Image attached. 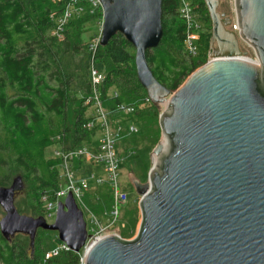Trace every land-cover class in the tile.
<instances>
[{"label":"water","instance_id":"1","mask_svg":"<svg viewBox=\"0 0 264 264\" xmlns=\"http://www.w3.org/2000/svg\"><path fill=\"white\" fill-rule=\"evenodd\" d=\"M102 1L101 45L122 34L135 48L139 82L154 104L167 103L160 124L168 149L158 143L149 181L134 182L143 214L138 236L99 238L84 251L85 264H264V0H235L238 31L225 0H204L210 59L175 91L147 60L163 36V0ZM23 188L19 176L0 188L3 236L26 234L33 243L40 228L57 231L81 252L88 231L74 196L49 223L18 212Z\"/></svg>","mask_w":264,"mask_h":264},{"label":"trees","instance_id":"2","mask_svg":"<svg viewBox=\"0 0 264 264\" xmlns=\"http://www.w3.org/2000/svg\"><path fill=\"white\" fill-rule=\"evenodd\" d=\"M195 1L206 28L199 55L190 58L185 53L186 22L175 0H163V36L158 46L147 50L153 74L171 91L209 59L211 18L205 1ZM57 8L53 0H0V188L10 187L21 177L27 196L15 201L18 212L43 218L41 193L57 189L60 181L59 160L46 159L47 148L55 145V137L71 149L91 143L97 134L82 125L91 118L86 112L92 103L86 101L94 94L93 67L106 76L100 87L106 108L114 111L120 103L135 105L133 114L121 115L124 124L154 125L160 115L138 80L133 45L116 34L91 51L83 42L86 25L94 18L88 14L73 19L65 37L59 39L52 35V12ZM114 92L119 95L115 97ZM77 164L82 166L81 161ZM31 179L37 185L29 188ZM111 201L108 189L99 205ZM44 231H37L33 243L29 235L7 239L0 231V262L38 264L45 252ZM50 264H80V253H62Z\"/></svg>","mask_w":264,"mask_h":264},{"label":"built area","instance_id":"3","mask_svg":"<svg viewBox=\"0 0 264 264\" xmlns=\"http://www.w3.org/2000/svg\"><path fill=\"white\" fill-rule=\"evenodd\" d=\"M53 1L57 4L58 8L52 12V18L55 24L52 30V35L58 37L59 39H63L65 37L68 25L73 19L82 17L86 14L94 16V18H98L100 24L99 33L95 35L90 42H88V48L91 51H96V49L101 45L103 35V1ZM175 2L176 10L179 16L186 22L187 30L184 40L185 53L190 58H196L199 55L201 33L206 30L202 13L198 11V4L195 0H175ZM232 28L236 31L239 29L235 19L232 24ZM92 78L94 94L86 102L92 103V105L96 108V113L90 119L84 121L82 125L86 130L97 131V135H95L93 141L89 144H82L59 152L57 159L59 160L61 173L58 188L55 190H43L40 196L43 215L46 221L47 218H54L55 220L60 203L65 202L63 199L65 198L66 200L69 194L74 196L79 208L83 212L88 231V238L85 246L81 252H79L80 264H85L84 251L88 249L96 240L108 234H115L117 236H120V234L116 231H114L115 233H112V230L109 227L110 225L104 226L86 201V194L91 188V181H94L98 185H103L105 180L95 172L85 177L77 176V171L79 170L76 167L78 166L77 162L81 161L82 166H84L85 163L99 166L107 174V182L109 185L108 189L110 190V194L112 196V205L108 209V215L111 219L116 220L121 214V207L128 200V193L123 189L119 180L122 159L119 154L118 144L124 136L137 134L140 130L139 125L133 121H128L125 124L122 121H118L115 125L112 123L110 118L112 114L131 115L135 112L136 107L133 104L120 103L116 106L114 111L109 110L105 107V101L101 98L100 93V87L106 79L105 74L93 67ZM118 95V92H114L115 97ZM147 101L152 102L149 96L147 97ZM163 104L166 107V104ZM97 136L99 137L96 141ZM62 179L65 180V185L61 183ZM89 222L92 224L90 229L88 228ZM69 251L73 250L67 243L58 239L56 241V246L53 249L45 250L43 257L40 259L38 264H50L54 258H57L62 253ZM0 264L4 263L0 262Z\"/></svg>","mask_w":264,"mask_h":264},{"label":"rangeland","instance_id":"4","mask_svg":"<svg viewBox=\"0 0 264 264\" xmlns=\"http://www.w3.org/2000/svg\"><path fill=\"white\" fill-rule=\"evenodd\" d=\"M225 5L231 12L232 18L235 19V0H225ZM99 29L100 24L98 18H92L86 25L85 32L83 34V42H90V40L99 33ZM240 44L241 47L245 49L250 55L248 57L254 59V49L243 40H241ZM86 104H88V102H86ZM157 106L160 109V114L166 108L164 104H159ZM95 113L96 108L92 105L87 108L86 116L92 117L95 115ZM110 118L112 120V123H114L115 125L118 121H122L124 119V116H121L119 114H112ZM143 122L144 121L142 120L141 124ZM139 127V133L130 136H124V138L119 141L118 144L119 154L122 159V163L120 165L119 180L123 189L128 193V200L121 207V214L116 220L111 219V217L108 215L107 209L111 207L112 201L107 206L99 205V198L105 197L109 186L107 182V174L104 172V170L99 166L85 163V165L83 164L84 166H82V168H78L79 170L77 171V176L79 177L89 176L91 173L95 172L105 180V183L103 185H98L94 181H91V188L86 194V196H88V198L90 199L88 205L92 209L94 214L97 215L98 219L104 226L110 225L109 227L112 230V233H115L114 231H116L118 234H120V237L126 240H133L138 236L143 219V214L140 207L141 197L136 191L134 182L136 180L142 183H147L149 181V173L151 168L153 167V150L158 143L163 142L165 139L160 124V115L158 116L157 121L154 125L146 124L144 126L140 125ZM98 137L99 136H97L96 141ZM54 140L55 145L50 146L46 150V159H57L59 152L66 149L62 146L63 144L59 142L60 140L58 139V137H55ZM61 183L65 185V180L62 179ZM35 185H37V182L34 179H31L28 182L29 188H32ZM26 196V189H23L17 192L15 201H20ZM63 201H65V198L63 199ZM24 209H26V207ZM25 214L32 216L28 212ZM4 215L5 211L0 205V219ZM47 221L52 223L54 221V218H47ZM91 227L92 224H90L89 222L88 228L90 229ZM44 232L43 248L44 250H51L56 246V241L58 240V232L50 230H45Z\"/></svg>","mask_w":264,"mask_h":264},{"label":"bare ground","instance_id":"5","mask_svg":"<svg viewBox=\"0 0 264 264\" xmlns=\"http://www.w3.org/2000/svg\"><path fill=\"white\" fill-rule=\"evenodd\" d=\"M165 104H167V103L165 102ZM164 149H165V151L168 149V140L167 139L164 140ZM155 164H159L158 159L155 160Z\"/></svg>","mask_w":264,"mask_h":264},{"label":"flooded vegetation","instance_id":"6","mask_svg":"<svg viewBox=\"0 0 264 264\" xmlns=\"http://www.w3.org/2000/svg\"><path fill=\"white\" fill-rule=\"evenodd\" d=\"M222 1H223V0H221L220 6H221V4H222ZM219 11H220L221 13H224L226 16H229L228 13H227L226 11H224V10H220V7H219ZM211 22H212V21H211ZM230 28H231V27H230Z\"/></svg>","mask_w":264,"mask_h":264}]
</instances>
